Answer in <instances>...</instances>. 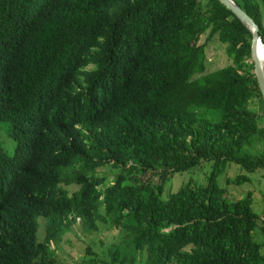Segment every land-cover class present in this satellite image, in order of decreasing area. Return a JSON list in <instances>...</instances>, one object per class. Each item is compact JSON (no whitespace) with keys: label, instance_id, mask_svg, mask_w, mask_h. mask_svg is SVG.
<instances>
[{"label":"trees","instance_id":"trees-1","mask_svg":"<svg viewBox=\"0 0 264 264\" xmlns=\"http://www.w3.org/2000/svg\"><path fill=\"white\" fill-rule=\"evenodd\" d=\"M234 1L264 42L259 0ZM213 38L232 64L207 72ZM252 43L220 0H0V122L15 141L0 145V264H61L78 221L118 231L88 264H264L253 193L232 201L219 182L228 165L236 186L264 170ZM206 163L204 184L166 192Z\"/></svg>","mask_w":264,"mask_h":264},{"label":"rangeland","instance_id":"rangeland-1","mask_svg":"<svg viewBox=\"0 0 264 264\" xmlns=\"http://www.w3.org/2000/svg\"><path fill=\"white\" fill-rule=\"evenodd\" d=\"M262 10L264 11V0H259ZM205 39H203V42ZM232 64V60L226 53V45L222 44L217 38L207 42V72H213L220 68L227 67ZM264 64V63H263ZM252 107L259 110V100L253 101ZM264 118L261 119V122ZM8 123L0 122V145L6 149V151L12 155L15 149V141L10 136ZM213 170V164L206 163L197 168H193L189 171L181 174H176L172 179L167 182L166 192H175L183 182L194 181L196 184H204L206 182L208 174ZM101 174L108 176V183L112 182L115 178L114 173L109 169H101ZM240 169L236 165H228L221 173L219 182L226 187V196L230 200H238L243 198L248 192L253 193L254 209L264 217V170L259 171L252 176L250 183L236 186L226 183L227 178H235L240 174ZM149 176L142 177L148 179ZM154 182L158 181L157 177H152ZM72 189V188H71ZM166 193V195H168ZM43 224V222L41 221ZM44 227L41 228V234ZM254 238L257 242H264V235L261 232H254ZM118 241V231L112 230L110 226L100 224V229L97 233L88 235L81 224L77 222L71 227L69 232L62 240L60 248L57 250V257L61 264H88V260L92 257L87 256V247L90 246L93 253V257H98L100 260H108V248L109 245ZM54 247V245H52ZM264 253V248H263Z\"/></svg>","mask_w":264,"mask_h":264},{"label":"water","instance_id":"water-1","mask_svg":"<svg viewBox=\"0 0 264 264\" xmlns=\"http://www.w3.org/2000/svg\"><path fill=\"white\" fill-rule=\"evenodd\" d=\"M252 33V62L254 63V73L264 100V64L259 49L263 47L264 42L260 35V27L256 21L234 0H220Z\"/></svg>","mask_w":264,"mask_h":264},{"label":"bare ground","instance_id":"bare-ground-1","mask_svg":"<svg viewBox=\"0 0 264 264\" xmlns=\"http://www.w3.org/2000/svg\"><path fill=\"white\" fill-rule=\"evenodd\" d=\"M259 51H260V54L262 56V62L264 63V49H263V47H261V49H259Z\"/></svg>","mask_w":264,"mask_h":264}]
</instances>
